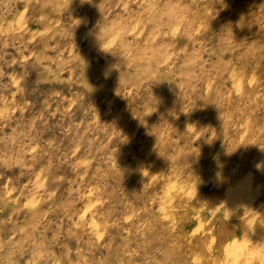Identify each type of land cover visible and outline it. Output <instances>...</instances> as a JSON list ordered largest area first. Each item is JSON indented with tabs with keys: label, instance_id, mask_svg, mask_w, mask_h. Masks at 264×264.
<instances>
[{
	"label": "rangeland",
	"instance_id": "obj_1",
	"mask_svg": "<svg viewBox=\"0 0 264 264\" xmlns=\"http://www.w3.org/2000/svg\"><path fill=\"white\" fill-rule=\"evenodd\" d=\"M0 264H264V0H0Z\"/></svg>",
	"mask_w": 264,
	"mask_h": 264
}]
</instances>
